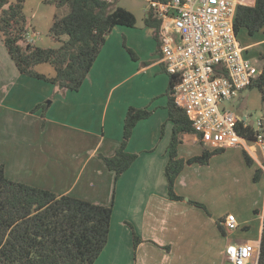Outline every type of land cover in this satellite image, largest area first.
Here are the masks:
<instances>
[{
    "label": "crops",
    "instance_id": "crops-1",
    "mask_svg": "<svg viewBox=\"0 0 264 264\" xmlns=\"http://www.w3.org/2000/svg\"><path fill=\"white\" fill-rule=\"evenodd\" d=\"M30 11L27 4V38L36 46L43 42L41 35L50 31L56 14L67 13L66 8L57 10L44 0ZM145 19L138 17L133 28L113 29L77 92H63L49 82L21 75L0 38V165L5 166L6 176L12 181L105 207L113 205L108 243L95 264H231L227 247L245 243L256 245L257 252L249 264H258L264 229V190L257 215L258 235L245 237L243 243L233 237L241 226L250 230L244 218H236L238 229L224 236L217 223L234 213L208 215L190 204V199L169 198L165 170L173 133L166 94L170 76L158 53L155 30L147 26ZM48 36L44 46L57 48L60 43ZM263 37L264 34L248 38L249 51L264 46ZM125 44L137 59L132 58ZM262 52L264 47L256 56ZM36 70L48 77L56 75L48 64L39 65ZM248 92L241 109L262 111L260 92ZM49 100L43 118L42 109L34 110ZM131 107L145 108L152 115L134 128L127 151L138 158L116 181L115 172L108 169L100 155H115L123 141L125 118ZM236 114L245 117L243 113ZM184 143L179 148L180 157L189 159L202 154V149L194 147L200 145L195 135L185 136ZM189 146L192 147L187 149ZM241 151L249 154L256 169H262L264 156L254 142L225 149L218 157L238 156ZM204 168L195 164L184 169L176 182L179 196L195 193L191 192L197 184L195 177ZM135 236L141 240L136 249Z\"/></svg>",
    "mask_w": 264,
    "mask_h": 264
},
{
    "label": "trees",
    "instance_id": "trees-1",
    "mask_svg": "<svg viewBox=\"0 0 264 264\" xmlns=\"http://www.w3.org/2000/svg\"><path fill=\"white\" fill-rule=\"evenodd\" d=\"M44 3L57 10H68L65 15L56 14L49 31V37L60 43L57 48H43L28 41L29 18L24 12L25 0H0V38L21 75L49 82L63 92L81 89L116 26L133 28L137 25L136 15L117 5V0H44ZM150 13L145 19L146 24L154 28L158 53H161L160 21ZM241 29H246L250 36L264 32V0H255L253 6L239 7L235 30L238 33ZM125 47L132 58L137 59L135 52L126 44ZM258 61L262 73L249 89L260 92L264 111V52L259 54ZM43 64L52 66L56 75L48 77L39 73L36 68ZM169 76L166 94L173 133L165 173L170 200L183 201L185 198L177 194L176 182L184 169L193 164L208 165L225 149L210 151L199 141L185 110L176 104L174 87L178 80L174 75ZM38 109L43 110L45 118L48 105L39 104L34 111ZM151 115L152 112L145 108L131 107L125 118L124 138L115 155H100L108 169L115 172L116 181L138 158L137 154L127 151L134 128ZM238 130L249 141H255L259 133L253 126L244 127L241 122ZM187 135L197 137L204 147L201 155L189 159L180 157L179 148ZM244 155L247 164L252 166L249 154L244 151ZM261 174V169L256 170V182ZM190 204L208 213L203 204L196 201H190ZM112 215L113 205L105 207L12 181L6 176L5 166L0 165V264H95L108 243ZM223 221L219 220L217 224L226 236ZM140 242L135 236V249ZM258 264H264V229Z\"/></svg>",
    "mask_w": 264,
    "mask_h": 264
},
{
    "label": "built area",
    "instance_id": "built-area-1",
    "mask_svg": "<svg viewBox=\"0 0 264 264\" xmlns=\"http://www.w3.org/2000/svg\"><path fill=\"white\" fill-rule=\"evenodd\" d=\"M148 2L153 17L160 21L162 63L166 72L178 80L174 87L176 104L185 110L199 141L211 149L243 147L254 142L264 156L263 121L258 122L257 139L249 141L240 135L238 126L240 122L244 127L250 123L220 108L225 101L241 98L262 73L258 58L247 56L249 47L241 45L235 30L239 7L253 6V2ZM222 224L230 231L239 227L231 214ZM256 252L255 244H235L227 247L226 256L231 264H249Z\"/></svg>",
    "mask_w": 264,
    "mask_h": 264
},
{
    "label": "rangeland",
    "instance_id": "rangeland-1",
    "mask_svg": "<svg viewBox=\"0 0 264 264\" xmlns=\"http://www.w3.org/2000/svg\"><path fill=\"white\" fill-rule=\"evenodd\" d=\"M11 1L14 2L15 0ZM250 1L254 2V0ZM38 2L39 0H25V3L28 4L30 13L31 7H34ZM27 4H24L25 7ZM147 4L148 3L146 2V0H117V5L121 7H123L124 5L123 8L127 10L132 9L136 17H139L140 20L147 17V11L145 12ZM58 14L62 16V13ZM28 15V18L30 20V14ZM47 34L49 35V32L41 35L40 38L43 42L39 43V47H50L44 46V43H46L47 40ZM263 34L264 32L261 31L255 36H263ZM252 37L253 36H250L246 29H241L237 33V38L242 46H246L248 38ZM258 39H260V37ZM262 47H256L250 51L248 50L247 56L253 59H257L258 56H256V54L258 53L259 49H262ZM242 95V99L235 98L232 101L223 102L220 105V108L221 110L227 109L235 113H243V115L248 119L249 123H254L253 127L255 128V130H257L258 122L261 119H264V111L247 110V112H244L241 108L243 107V103L246 97L249 95L248 90L243 91ZM49 103L50 100L42 104L48 105ZM191 147L192 146H189L187 149H190ZM194 147L197 150L202 149L203 152V146L195 145ZM208 149L210 151L215 150L211 148ZM222 154L223 153L218 154L213 158H216ZM212 159L210 160V163L208 165L197 164L198 166L205 168L204 170L200 171L195 177V180H197V184L194 186V190L191 191L195 193L191 194L190 196L184 197L185 200L188 201L190 199V203V201H195L192 199L196 198V202L203 204L208 209V213L205 211L208 215L217 212L225 214L228 212H232L234 213L238 221H241V218H244L248 222V224L245 225L249 226L250 230L245 229L244 226L240 225L241 227L239 228V230H237L238 234L234 236L233 239L238 238L239 241L243 243L245 237H257L259 231V221L257 215L263 203L264 188L262 181H264V171L261 169L262 177H260V180L256 182L254 177L255 172L258 169H256L254 165L249 166L247 164L243 151H241L238 156L226 155L225 157H218V159H215L213 163H211ZM227 166L230 168L229 170H226ZM197 188L199 192L197 191ZM225 230L226 234L232 233V231L228 230L227 228Z\"/></svg>",
    "mask_w": 264,
    "mask_h": 264
},
{
    "label": "water",
    "instance_id": "water-1",
    "mask_svg": "<svg viewBox=\"0 0 264 264\" xmlns=\"http://www.w3.org/2000/svg\"><path fill=\"white\" fill-rule=\"evenodd\" d=\"M149 16H150V13L148 14V17ZM242 119H243V121H246V117H243ZM251 126H253V124H251Z\"/></svg>",
    "mask_w": 264,
    "mask_h": 264
}]
</instances>
